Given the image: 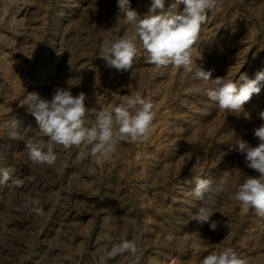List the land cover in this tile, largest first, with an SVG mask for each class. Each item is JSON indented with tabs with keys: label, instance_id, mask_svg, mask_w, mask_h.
Instances as JSON below:
<instances>
[{
	"label": "rangeland",
	"instance_id": "rangeland-1",
	"mask_svg": "<svg viewBox=\"0 0 264 264\" xmlns=\"http://www.w3.org/2000/svg\"><path fill=\"white\" fill-rule=\"evenodd\" d=\"M151 3L130 0L141 17ZM173 4L155 14L182 11ZM118 11L117 0H0V171H10L0 183V264H202L226 247L264 264V218L232 199L256 173L231 149L238 138L258 142L264 87L233 115L207 97L210 82L156 68L142 46L128 71L106 66L100 46L127 30ZM192 55L213 78L254 79L264 70V0H218ZM57 87L83 91L90 110L141 92L154 104L149 138L120 141L100 161L56 145L54 164L33 162L26 145L47 137L21 103L32 92L50 99ZM225 171L231 179L210 205L220 222L212 231L194 221L201 202L192 190L195 178L216 182ZM124 241L137 251L113 252Z\"/></svg>",
	"mask_w": 264,
	"mask_h": 264
},
{
	"label": "clouds",
	"instance_id": "clouds-1",
	"mask_svg": "<svg viewBox=\"0 0 264 264\" xmlns=\"http://www.w3.org/2000/svg\"><path fill=\"white\" fill-rule=\"evenodd\" d=\"M164 3L165 0H152L149 13L141 17L131 8L130 0H117L119 11L116 24L127 30L118 39L102 44L99 58L110 68L128 71L138 55V46H142L148 62L156 68L174 66L195 79L210 82L211 87L206 89L205 94L216 103L219 111L233 115L245 113L244 105L264 87V70L258 71L254 79H250L246 73L240 74L238 81L227 76L213 78L214 69L204 70L192 55L201 26L206 22L208 13L217 7L218 0H175L171 7L176 9L182 4V11L155 14L157 9L163 11ZM63 52L58 49L57 55ZM27 96V102H22L21 106L35 118L39 131L47 137L46 142L26 145L30 159L37 164H54L56 145L64 149L83 147L86 149L84 155L97 161L109 159L120 141H146L155 117L154 104L139 91L120 102L105 104L99 110H90L86 106V94L81 91L73 95L70 87H57L50 99L42 98L37 92ZM90 115L95 119L89 124ZM259 115L264 119V111ZM13 119L20 124L15 116ZM254 137L258 141L255 145L238 138L231 148L242 155L247 168L256 173L248 175L235 188L232 199L237 206L253 210L258 217L264 218V125L254 129ZM9 179V170L0 171V183ZM230 179L228 171L216 182L195 178L192 195L201 202V206L194 221L200 227L208 224L210 230H217L220 222L212 219L215 212L210 205L227 190ZM225 227L228 229L227 235H232L227 222ZM171 238L169 236V240ZM126 250L134 254L137 251L135 242L124 241L113 252ZM202 264H248V261L232 247H226L204 257Z\"/></svg>",
	"mask_w": 264,
	"mask_h": 264
}]
</instances>
